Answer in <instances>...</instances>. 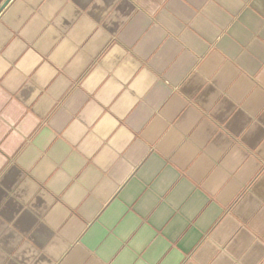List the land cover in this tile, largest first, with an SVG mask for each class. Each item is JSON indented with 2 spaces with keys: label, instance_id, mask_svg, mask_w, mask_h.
Here are the masks:
<instances>
[{
  "label": "crops",
  "instance_id": "crops-1",
  "mask_svg": "<svg viewBox=\"0 0 264 264\" xmlns=\"http://www.w3.org/2000/svg\"><path fill=\"white\" fill-rule=\"evenodd\" d=\"M0 264H264V0H11Z\"/></svg>",
  "mask_w": 264,
  "mask_h": 264
},
{
  "label": "water",
  "instance_id": "water-1",
  "mask_svg": "<svg viewBox=\"0 0 264 264\" xmlns=\"http://www.w3.org/2000/svg\"><path fill=\"white\" fill-rule=\"evenodd\" d=\"M11 0H3V2L0 4V13L3 11V9L9 4Z\"/></svg>",
  "mask_w": 264,
  "mask_h": 264
},
{
  "label": "rangeland",
  "instance_id": "rangeland-1",
  "mask_svg": "<svg viewBox=\"0 0 264 264\" xmlns=\"http://www.w3.org/2000/svg\"><path fill=\"white\" fill-rule=\"evenodd\" d=\"M3 2V0H0V4Z\"/></svg>",
  "mask_w": 264,
  "mask_h": 264
}]
</instances>
